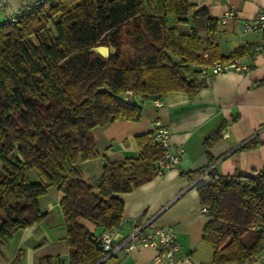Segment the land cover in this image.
Instances as JSON below:
<instances>
[{"label": "trees", "instance_id": "obj_1", "mask_svg": "<svg viewBox=\"0 0 264 264\" xmlns=\"http://www.w3.org/2000/svg\"><path fill=\"white\" fill-rule=\"evenodd\" d=\"M215 28L207 9L187 0H51L1 25L0 246L42 221L38 199L56 188L69 264H105L112 257L78 219L103 230L119 226L123 202L116 194L157 176L164 149L151 132L137 135V156L104 158L102 174L87 184L82 163L98 156L91 129L140 120V104L123 100L128 89L148 98L169 91L194 96L204 84L194 64L245 53L239 47L221 55L205 42L199 32ZM98 45L116 53L104 57L92 50ZM258 144L250 140L244 148ZM207 174L209 181L197 188L209 210L203 239L214 248V263H242L260 248L261 236L251 227L264 223V169L220 175L212 167ZM44 262L52 264L48 257Z\"/></svg>", "mask_w": 264, "mask_h": 264}, {"label": "crops", "instance_id": "obj_2", "mask_svg": "<svg viewBox=\"0 0 264 264\" xmlns=\"http://www.w3.org/2000/svg\"><path fill=\"white\" fill-rule=\"evenodd\" d=\"M187 1L197 8L205 7L216 23L214 32H199L202 39L213 42L221 55L244 47L245 53L236 57L249 69L227 71L209 81L203 79L204 84L192 97L183 91H169L161 98L160 107L150 101L141 103L139 121L119 119L93 127L91 134L98 156L81 166L84 181L93 184L102 174L104 158L119 161L137 156L135 137L151 132L156 119L162 121L169 131L171 146L183 147L180 163L128 192L116 194L123 202L122 220L116 230L125 237L147 222L171 226L180 246L174 264L213 262L214 248L203 239L208 217L200 211L197 191L209 181L207 170L214 167L220 175H249L264 169V32L247 33L242 29L243 21L264 6V0ZM29 2L32 0H9L0 11V20ZM228 8L234 10L235 16L220 21ZM216 130L218 138L206 147V139ZM250 140L259 144L244 148ZM61 195L56 188H50L39 197L42 221L5 240L0 246V264H39L46 257L52 264H69L66 228L59 206ZM78 222L94 235L103 231L86 219ZM154 254L155 250L148 246L131 252L120 249L105 264H152Z\"/></svg>", "mask_w": 264, "mask_h": 264}, {"label": "built area", "instance_id": "obj_3", "mask_svg": "<svg viewBox=\"0 0 264 264\" xmlns=\"http://www.w3.org/2000/svg\"><path fill=\"white\" fill-rule=\"evenodd\" d=\"M9 0H0V11L4 10ZM51 0H32V2L23 5L18 12L11 16L0 20V27L5 23L16 22L20 15L27 14L32 8L48 2ZM235 16L233 9L228 8L225 10L220 18V21L231 19ZM242 29L247 33H262L264 32V6L258 10L248 19L242 23ZM203 58L207 59L208 54L204 53ZM199 68L198 76L204 80H211L219 74L227 71H247L248 65L241 63L238 57L234 56L228 60L215 59L206 64H194ZM123 100L141 104L150 101L155 107L162 105V100L159 97L148 98L145 96H138L132 90L128 89L123 95ZM154 141L159 144L163 149V156L158 158L155 162L157 175L164 174L167 170L176 167L180 163V158L183 153L182 146L172 147L170 144V134L167 127L158 118L154 122V127L151 130ZM200 211L203 215L207 216L209 213L206 205H201ZM261 236V243L258 252L251 258L242 263L233 264H256L264 262V223H257L251 227ZM98 247L104 252L105 257L113 255L116 251L122 249L131 252L139 247H152L155 254L152 259V264H174L178 253H180V246L176 241V233L169 225L152 226L148 222L137 229H134L129 235L122 237L116 230V227L101 231L95 236ZM198 264H215L214 262H202Z\"/></svg>", "mask_w": 264, "mask_h": 264}, {"label": "water", "instance_id": "obj_4", "mask_svg": "<svg viewBox=\"0 0 264 264\" xmlns=\"http://www.w3.org/2000/svg\"><path fill=\"white\" fill-rule=\"evenodd\" d=\"M92 50L95 52H98L99 54H101L104 57H108V56L114 55L116 53V48L114 46H111V45L94 46V47H92Z\"/></svg>", "mask_w": 264, "mask_h": 264}, {"label": "rangeland", "instance_id": "obj_5", "mask_svg": "<svg viewBox=\"0 0 264 264\" xmlns=\"http://www.w3.org/2000/svg\"><path fill=\"white\" fill-rule=\"evenodd\" d=\"M121 53H122V55H128L129 54V52L125 46H122ZM34 176L35 175L32 173V178H34Z\"/></svg>", "mask_w": 264, "mask_h": 264}]
</instances>
